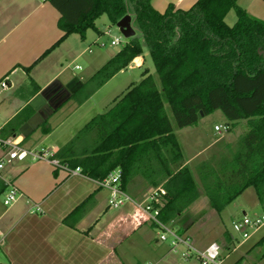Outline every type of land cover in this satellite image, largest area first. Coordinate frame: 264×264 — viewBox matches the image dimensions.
<instances>
[{"label": "trees", "instance_id": "1", "mask_svg": "<svg viewBox=\"0 0 264 264\" xmlns=\"http://www.w3.org/2000/svg\"><path fill=\"white\" fill-rule=\"evenodd\" d=\"M45 1L59 13L63 36L38 61L72 34L84 40L88 30L97 32L95 21L102 15L112 25L129 15L140 36L130 38L72 96L85 89L86 100L144 52L154 68V75L144 71L139 82L55 152L61 164L80 168L95 181L118 170L123 191L136 178L146 188L161 187L165 194L158 220L164 225L202 195L220 213L248 188L264 214L263 20L239 7L238 0H197L187 10L169 5L163 13L153 9L151 0ZM231 10L236 21L228 26L224 19ZM216 111L227 127L244 122L245 131L229 157L211 158L197 169V185L174 130L196 127ZM19 124L10 121L3 137L16 136L12 127ZM6 188L0 180V195ZM257 247L263 248L264 260V235L252 249Z\"/></svg>", "mask_w": 264, "mask_h": 264}, {"label": "crops", "instance_id": "2", "mask_svg": "<svg viewBox=\"0 0 264 264\" xmlns=\"http://www.w3.org/2000/svg\"><path fill=\"white\" fill-rule=\"evenodd\" d=\"M259 1L238 0V3L243 4L248 14L264 21V11L259 13L256 9ZM196 2L151 0V6L163 13L169 5L187 10ZM58 19L59 13L45 0H0V84L3 81L6 84L5 88L0 86V138L9 134L10 129L5 126L16 119L20 124L12 128L17 132L20 146L28 151L45 150L56 160L55 152L93 117L107 111L124 92L115 94L110 89L101 96L102 90L125 70L145 67L148 58L146 52L136 57L86 100H83L85 89L72 96L119 50L109 54L104 51L106 46L100 44L102 50L91 51L92 45L109 35V31L104 33L96 27L94 38L89 37V30L84 40L72 34L38 61L63 36L57 27ZM85 56L86 62L77 65ZM144 71L149 69L145 67ZM36 119L39 122L32 125ZM232 128L228 127L226 133ZM212 144L213 141L209 143V150ZM185 160L189 165L190 160ZM0 180L7 186L0 200L11 189L18 191L13 204L4 206L2 200L4 207H0L1 264H124L116 253L117 248L147 226L138 222L135 208L130 204L110 216L109 190L82 173L70 177L46 160L27 158L6 164L0 170ZM151 189L136 178L124 192L142 202ZM34 206H39L41 212L34 213ZM197 206L189 210L193 213ZM191 237L205 243L214 242L199 235L191 234Z\"/></svg>", "mask_w": 264, "mask_h": 264}, {"label": "rangeland", "instance_id": "3", "mask_svg": "<svg viewBox=\"0 0 264 264\" xmlns=\"http://www.w3.org/2000/svg\"><path fill=\"white\" fill-rule=\"evenodd\" d=\"M238 5L243 9L242 3H238ZM256 9L259 13L264 11L263 0L258 2ZM235 21V13L231 10L226 15L224 22L228 26H232ZM95 26L104 33L109 31V35L106 34L107 36H103L101 42L92 45L91 51L93 52L102 50V48H100V44H103L106 46L104 49L105 52L109 54L115 53L129 40L125 39L120 34L115 25L110 24L106 15H102L98 18L95 21ZM87 33L89 37L93 36L94 38L96 36V31L89 30ZM135 37L140 38L139 34H136ZM112 38H119L121 44L117 47L110 46ZM84 62H86V56L78 60L76 64L82 66ZM146 62L145 67H147L149 72L154 75V68L150 59L147 58ZM145 67L139 70H125L123 74L108 84L102 90L100 95H104L110 89H112L115 94H119L122 90H125L124 88L127 87V84L139 82L141 80L140 78H142L141 73ZM168 114L170 116L169 111ZM201 120V124L195 128L174 130L185 159L190 160V164L188 166L194 174L197 185V169L202 165L210 163L211 158L219 159L221 157H229L235 149L238 138L245 131V123L239 122L240 124L236 127L234 126L230 132L226 133L225 131H222L220 135H217L213 130V126L215 124L221 126H225V124H227L226 119L219 111H216ZM36 122H39V120H33L31 124L33 125ZM211 141H213V144L209 150V143H211ZM2 200L3 198L0 200V207H4ZM196 204L198 205V210L195 207V209H193L194 212L192 213L191 210L188 209L176 221L170 222L167 226L172 231H185L184 234L189 233L190 236L191 234L199 235L202 238L214 241L220 245L223 264H232V262L233 264H264V260H260L263 248L257 247L252 249L257 240L264 235V226L260 228L249 240L241 243L234 253H231L232 249L236 247L238 243L235 244L228 240L229 234L227 228L230 227L232 219H240L243 216V213L249 217L260 218L263 216V210L259 205L252 188L246 189L220 213H216L210 208L208 200L203 195L200 196L199 200L190 208L192 209V207L196 206ZM126 207L129 210H132L130 206ZM119 211L120 209L112 210V212H110V216L118 214ZM146 225L148 227L145 226L139 232L130 235L127 240L117 248L116 253L124 264H200L194 255H192L188 260H184L181 257L183 250L182 246H178L176 252H170L168 250V243H162L157 240L158 238H156V234L160 233V231L157 228H152L149 223ZM187 230H191V232H187Z\"/></svg>", "mask_w": 264, "mask_h": 264}, {"label": "built area", "instance_id": "4", "mask_svg": "<svg viewBox=\"0 0 264 264\" xmlns=\"http://www.w3.org/2000/svg\"><path fill=\"white\" fill-rule=\"evenodd\" d=\"M121 44L119 38H112L110 46L117 47ZM103 46V44H101ZM2 88L6 87L5 82H1ZM227 126L216 125L214 131L218 134L222 131H227ZM16 136H9L0 138V146L2 149V156L0 158V170L6 164H13L15 162L25 161L27 158L32 160H46L55 169H63L68 176H78L81 174L79 168L71 169L65 164H61L58 160L49 157V153L45 150L28 151L20 146ZM97 185L101 188L107 189L110 192L108 200V208L112 210L120 209L126 204H130L135 208L136 218L140 224H154L160 233L156 234L157 240L162 243H168L169 251L176 252L178 246H182L183 250L181 257L188 260L194 255L200 264H223L222 250L220 245L215 242H201L199 239H193L187 234H178L172 231L167 225L162 224L158 220V215L162 207V196L165 191L161 187L152 188L145 196L142 202H137L129 197L120 188V172L118 170L112 172L105 179L97 181ZM18 196L16 189H11L3 200L4 206L13 204ZM34 213H40L39 206H34ZM264 226V214L262 217L242 216L240 219L231 222L230 227L227 228L229 237L232 242L243 243L249 240L260 228ZM1 264V263H0ZM154 264V263H146Z\"/></svg>", "mask_w": 264, "mask_h": 264}, {"label": "water", "instance_id": "5", "mask_svg": "<svg viewBox=\"0 0 264 264\" xmlns=\"http://www.w3.org/2000/svg\"><path fill=\"white\" fill-rule=\"evenodd\" d=\"M115 26L125 39H130L135 36V31L131 26V17L129 15L120 19Z\"/></svg>", "mask_w": 264, "mask_h": 264}]
</instances>
